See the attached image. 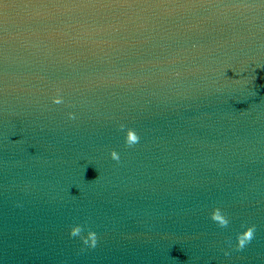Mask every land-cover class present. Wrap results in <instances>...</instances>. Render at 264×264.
I'll list each match as a JSON object with an SVG mask.
<instances>
[{
    "label": "water",
    "instance_id": "water-1",
    "mask_svg": "<svg viewBox=\"0 0 264 264\" xmlns=\"http://www.w3.org/2000/svg\"><path fill=\"white\" fill-rule=\"evenodd\" d=\"M0 264H264V0H0Z\"/></svg>",
    "mask_w": 264,
    "mask_h": 264
},
{
    "label": "clouds",
    "instance_id": "clouds-1",
    "mask_svg": "<svg viewBox=\"0 0 264 264\" xmlns=\"http://www.w3.org/2000/svg\"><path fill=\"white\" fill-rule=\"evenodd\" d=\"M53 103L54 104H61L63 103V98L57 94L56 97L53 98ZM69 119H75V114L74 113H69L68 114ZM125 128L124 125L120 126V129L123 131ZM140 137L137 135L136 131L134 129H128L126 131V136H125V144L128 147H132L135 144L139 142ZM110 157L111 159L119 162V154L113 150L110 152ZM210 219L217 224L218 227L220 228H227L230 220L228 216L222 212L220 208H214L210 214ZM241 227H245L242 225ZM84 231V227L80 225L73 226L70 230V237H80L82 240V243L89 247V248H95L97 245V235L95 232L88 231L86 236H82L81 233ZM256 232V226L251 225L247 226L246 229L238 233L236 236V251H242L251 241L254 239V235ZM225 256L229 255L228 252L224 253Z\"/></svg>",
    "mask_w": 264,
    "mask_h": 264
}]
</instances>
